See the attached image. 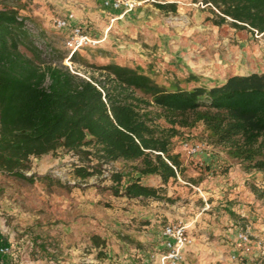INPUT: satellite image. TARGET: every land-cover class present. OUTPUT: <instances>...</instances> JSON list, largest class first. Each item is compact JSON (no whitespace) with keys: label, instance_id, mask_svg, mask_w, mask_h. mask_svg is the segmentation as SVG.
Segmentation results:
<instances>
[{"label":"rangeland","instance_id":"obj_1","mask_svg":"<svg viewBox=\"0 0 264 264\" xmlns=\"http://www.w3.org/2000/svg\"><path fill=\"white\" fill-rule=\"evenodd\" d=\"M105 1L0 0V4L31 18L27 24L35 43L53 54L54 62L83 78L97 76L92 66L110 62L150 68L157 83L178 80L186 89L210 87L236 72L264 74V35L214 26L201 0H137L140 5L128 11L114 10ZM167 2L177 5L176 13L165 14L154 6ZM70 14L99 41L77 51L81 63L70 60L68 30L54 23ZM184 141L201 145L202 152L188 156L182 150ZM172 148L185 171L165 186L171 202L113 196L107 189L111 173L128 172L131 163L104 164L91 146L81 148L89 156L58 150L32 158L26 173L36 175L32 184L0 174V239L12 253L3 258L4 264H159L162 231L168 224L186 226L192 239L177 264H235L231 256L239 254L237 234L246 229L251 253L255 247L257 255V243L264 241V201L254 197L250 185H261V174L245 172L222 148L211 145L200 124L180 129ZM81 166H100L102 173L82 180L74 174ZM142 182L161 187L158 177ZM93 236L103 239L105 248H95ZM34 239L46 240L48 251L57 258L40 257Z\"/></svg>","mask_w":264,"mask_h":264},{"label":"trees","instance_id":"obj_2","mask_svg":"<svg viewBox=\"0 0 264 264\" xmlns=\"http://www.w3.org/2000/svg\"><path fill=\"white\" fill-rule=\"evenodd\" d=\"M201 3L214 26L264 35V0ZM0 5L1 175L32 184L36 175H26L32 158L58 150L89 156L81 148L91 146L104 164L131 163L128 172L111 173L107 189L113 196L171 202L165 186L185 171L172 139L180 129L200 124L211 145L222 148L245 172L261 174V185L250 189L264 201V74L232 75L220 85L186 89L178 80L157 83L150 68L110 62L92 66L97 76L83 78L35 43L27 24L31 18ZM154 6L165 14L177 11L173 2ZM39 35L45 37V32ZM81 59L77 52L70 57L73 63ZM96 173H102L100 166L74 170L82 180ZM147 177H158L161 187L145 185ZM91 241L95 248L106 246L98 236ZM32 244L40 257L57 258L46 240ZM0 245H6L4 240Z\"/></svg>","mask_w":264,"mask_h":264},{"label":"built area","instance_id":"obj_3","mask_svg":"<svg viewBox=\"0 0 264 264\" xmlns=\"http://www.w3.org/2000/svg\"><path fill=\"white\" fill-rule=\"evenodd\" d=\"M104 5L114 10L128 11L140 5V2L137 0H106ZM54 23L58 29L68 30L65 45L70 51V56L74 52L81 51L86 47L95 46L99 43V41L90 38L80 25L74 24L72 14L57 18ZM181 146L182 150L188 156H194L202 152V146L199 144H190L184 141ZM162 235L164 238L162 244L164 251L159 256V264H177L182 261L183 251L192 244V239L188 235L186 226L182 224H168L164 226ZM236 242L242 247V250L240 254L235 253L231 256L232 262L235 264H262V261H264V241H258V253L252 258L245 256L251 252L250 232L248 229L237 234ZM11 256L12 253L9 246L0 245V264H4L3 258Z\"/></svg>","mask_w":264,"mask_h":264},{"label":"crops","instance_id":"obj_4","mask_svg":"<svg viewBox=\"0 0 264 264\" xmlns=\"http://www.w3.org/2000/svg\"><path fill=\"white\" fill-rule=\"evenodd\" d=\"M74 24H77V22L74 20ZM120 65H123V64H120ZM251 73H253V72H246V73H233V74H231V76L232 75H248V74H251ZM227 78V77H226ZM226 78H224V79H222L221 81H218V82H216L214 85H212V86H215V85H220V84H222V83H224V81L226 80ZM195 87V86H194ZM193 88V87H192ZM242 249V247L241 246H239L238 244H236V247H235V250H237L238 251V253L240 254L241 252H239L240 250ZM256 248L254 247L253 249H252V253L250 252L249 254H246L245 256L246 257H250L251 255L252 256H255L256 255ZM234 253H236V252H234Z\"/></svg>","mask_w":264,"mask_h":264}]
</instances>
